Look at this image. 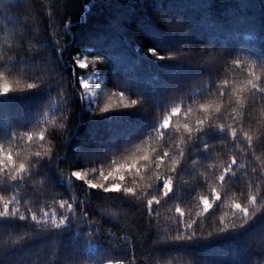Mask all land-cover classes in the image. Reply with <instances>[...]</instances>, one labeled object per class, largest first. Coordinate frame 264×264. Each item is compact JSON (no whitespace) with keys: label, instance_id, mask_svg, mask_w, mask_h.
<instances>
[{"label":"trees","instance_id":"trees-1","mask_svg":"<svg viewBox=\"0 0 264 264\" xmlns=\"http://www.w3.org/2000/svg\"><path fill=\"white\" fill-rule=\"evenodd\" d=\"M153 47L164 58L148 51ZM173 52L181 55L167 57ZM77 56L103 59L74 73ZM252 73L264 87V0H0V84L11 86L0 94V145L30 165L18 183L0 175V209L14 197L10 210H16L0 217V264H65L70 258L77 264H264V179L250 172L255 157L244 143H220L228 133L218 127L242 117L256 140V164L264 161V96L246 86ZM91 74L101 87L86 96L76 78ZM225 80L239 94L218 92ZM132 99L139 103L124 107ZM204 103L219 104L221 113L213 108L209 126L189 139L183 124L201 118ZM108 104L114 107L104 111ZM177 104L193 112L173 120L160 137L153 129ZM41 129L43 141L26 140L27 132ZM204 142L213 144L210 153ZM178 149L185 153L180 165L174 163ZM164 150L172 159L157 169L153 158ZM38 151L52 157L38 158ZM145 151L150 158L140 163L147 166L139 174L123 173L122 184L135 186V196L89 189L70 176L76 168L94 182H113L118 177L106 180L101 173L107 176ZM233 154L243 166L236 169L239 179L227 181L221 199L203 212L200 197L210 195L214 177ZM172 168L178 170L174 193H161L148 212L147 199L158 192L153 176ZM248 181L258 196L255 205L248 202ZM73 196L88 199L100 222L92 239L87 231L95 225L83 220L63 231L31 220L32 212L38 218L65 213L54 201ZM232 201L255 215L243 216ZM222 216L236 227L219 231ZM189 219L197 221L196 236L171 240L178 231L185 235Z\"/></svg>","mask_w":264,"mask_h":264},{"label":"snow or ice","instance_id":"snow-or-ice-1","mask_svg":"<svg viewBox=\"0 0 264 264\" xmlns=\"http://www.w3.org/2000/svg\"><path fill=\"white\" fill-rule=\"evenodd\" d=\"M71 24V21H68V24L65 25V27H69ZM148 51H151L154 55L161 56V53L157 51L155 47L148 49ZM181 55L179 52H173L169 53L167 57H176ZM161 58H164V56H161ZM103 58L100 56H96L94 60L89 61L87 58L80 59L78 56L74 58L73 60V72H76V67L78 66L80 69H87L90 64L95 65L98 62H101ZM236 65H240L241 61L236 60ZM77 82L83 89H88L89 87V80L86 77L78 76ZM71 83V81H69ZM246 86H250L251 89H258L259 94L261 96H264V87H261L260 84L257 82L255 73H252L251 78L246 81ZM29 88H35L37 87L35 84L28 85ZM225 88L232 89L233 91H237V94H239L237 89H233L232 85L229 84L227 80L223 81V87L220 89H217L218 92L224 91ZM11 91L10 84L5 80L3 84H0V94L2 93H8ZM211 91V89H209ZM120 97H124V92L119 93ZM80 98H83V95H80ZM242 100V98H241ZM139 102L135 99L130 100L128 103L124 104V107H132L137 105ZM114 106L111 104H108L105 106L104 111H108L109 109L113 108ZM199 108L202 110V116L201 118H197L194 122L188 123L185 122L183 124V130L186 131L187 137L189 139L197 138V134L200 133L205 127L209 126L210 124V117L212 115V110L215 108V112L217 114L221 113L220 105H212L208 103L200 104ZM193 112V107L185 104H177L170 109L166 111L162 115V118L159 121L158 127L153 129V131L157 132L160 137H163L166 132L173 127V120L179 121L181 117H188ZM237 115H240L239 113ZM219 119V115L216 117ZM177 129L180 128L179 123L175 125ZM218 127L221 129H224L228 135L225 139H221L220 143L222 145H226L229 142H231L234 146L237 143H244L245 144V150L247 152V155L249 157H255V159L252 161L253 166L250 169V172L252 174H259L262 179H264V161H260V164L257 165L256 161L260 160L259 157L255 156L256 153V140L254 138V135L250 132V130H246L244 127V121L243 118L239 121L236 119H233V123L231 125L226 124H219ZM15 135V133H13ZM46 130L41 129L38 133H34L32 131H29L26 133V140L28 142L33 141L35 138H39L40 141H43L45 139ZM260 135L264 137V131H261ZM260 144L264 146V139L260 140ZM203 149L207 150L208 153H210L213 149L212 143H202ZM197 151H199L197 149ZM36 157L43 158L44 156H47L48 158L52 157V154L50 152L41 153L36 152ZM185 153L183 149H178L176 151L177 158L174 160V163L176 165L181 164V158L184 157ZM149 152L145 151L142 155L134 157L130 162L118 165L115 170H110L107 173V176L104 175L102 172L101 175L104 176V178L107 180L108 177H118V179L114 180L113 182L109 183H97L94 182L91 179H88L87 174L81 170V169H73L71 171L70 176L76 177L79 180L84 181V183L89 187V189H97L100 190L103 193H119L122 192L128 196H135L136 195V188L135 186H124L122 184V181L124 179V171L125 170H132L135 174H139L142 171L143 167H146L145 164H141L140 162H147L149 160ZM172 159V156L169 155L168 150H164L161 153L157 155V157H154V164L157 169L160 168L161 164L165 161V159ZM30 165L26 163L24 160H17V158L14 156L13 151L11 149L5 151L3 145H0V175H3L4 177H7V179H11L14 181H17V183L25 178V173L28 171ZM243 167L238 163L237 155L233 154L230 156L228 162L225 164V166L222 168V170L219 172L218 175L214 177V180L212 182V187L210 188V195L207 196H201L200 200L202 201V211L208 212L209 209L212 208L213 203L216 201H219L221 199V191L219 189H222L227 181L229 180H237L239 179V176L236 173V169ZM60 172L63 174V170L59 169ZM178 174V170L176 168H172L169 171L161 174L159 171L155 173L153 176V180L156 183L157 187V194L151 195V198L147 199V211L152 212L153 211V204H159L160 203V194L162 193L163 197L171 198V195L174 193L175 183H174V177ZM248 172H245L244 175H248ZM162 186V187H161ZM151 187V185H149ZM246 189H251L252 191L246 193L248 202L250 205H255V202L257 201V194H253L255 191L254 184L252 181H248L245 185ZM15 202V198L13 197L12 200H4L2 202V209H0V217L8 216V215H15L16 210L12 208L10 210V205ZM54 203H58V206L62 209H66V212L63 214H60L59 216L56 214L55 210L51 212V215L49 216L48 212H43L42 216L38 218L37 214L35 212L31 213V220L37 221V223L43 227L45 222H50L52 226L57 230H65L64 226L72 224L74 221L79 222V220H83L85 225H95V227H92L90 231H87V239H92L95 235V233L101 231L100 227H97L100 222L96 221L92 215L90 214L87 205L90 203L88 199H85L83 201L77 200L75 196L71 198L70 201H66L64 199H60L59 201H54ZM81 205H84L85 207L81 208ZM232 207L236 210H238L240 213L243 214L245 217H249L250 215H255V213H250V208L248 206H244L241 203H238L236 201H232ZM178 212H180V209H177ZM79 212V214H77ZM21 219H28L26 214H20ZM221 223H223V227L219 228V231L223 232L225 228H235L236 225L232 224L229 225L227 223H224V217H220ZM247 221H245L246 223ZM197 221L195 219H189L185 220L183 222V231L185 235L181 236L179 234V231L176 235L171 236L170 239L173 241L177 240H188L192 239L196 236V228ZM244 225L241 224L240 227H243ZM188 232H191V235H187ZM208 235H211V233H208ZM167 239V238H166ZM135 259V257H133ZM65 264H77V261L74 258H70L65 261ZM107 264H121L120 261L117 260H109Z\"/></svg>","mask_w":264,"mask_h":264},{"label":"rangeland","instance_id":"rangeland-1","mask_svg":"<svg viewBox=\"0 0 264 264\" xmlns=\"http://www.w3.org/2000/svg\"><path fill=\"white\" fill-rule=\"evenodd\" d=\"M83 77H86L89 80L88 89H86V90L83 89L86 96H88L92 90H95L96 88L100 89L101 85L97 81L98 78L94 74H91V75H88V76L84 75Z\"/></svg>","mask_w":264,"mask_h":264}]
</instances>
